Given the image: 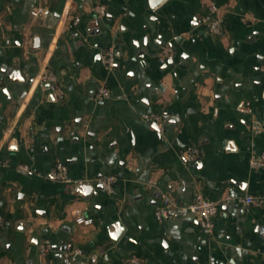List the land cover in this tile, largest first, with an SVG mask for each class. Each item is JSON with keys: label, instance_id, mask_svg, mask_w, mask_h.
<instances>
[{"label": "crops", "instance_id": "0c3cea01", "mask_svg": "<svg viewBox=\"0 0 264 264\" xmlns=\"http://www.w3.org/2000/svg\"><path fill=\"white\" fill-rule=\"evenodd\" d=\"M212 4L220 37L200 25ZM38 7L46 13L34 18ZM168 44L175 61L163 65ZM111 47L108 71L101 53ZM263 62L264 0H167L155 10L149 0H0V264H64L67 244L85 252L71 264H264V168L250 167L264 153ZM46 68L63 100L39 82ZM102 87L112 98L97 102ZM188 147L199 150L194 164L181 159ZM58 162L94 188L90 197L46 177ZM111 176L114 191L98 190ZM198 193L222 200L211 235L192 213L156 220L164 195L186 206ZM248 195L259 204L237 201ZM76 209L93 224L77 225Z\"/></svg>", "mask_w": 264, "mask_h": 264}, {"label": "built area", "instance_id": "2783aa9c", "mask_svg": "<svg viewBox=\"0 0 264 264\" xmlns=\"http://www.w3.org/2000/svg\"><path fill=\"white\" fill-rule=\"evenodd\" d=\"M97 15L100 18H104L107 15V8L105 5L96 6L94 8ZM46 13V10L42 7L35 8L31 11V16L34 18H39ZM200 25L210 34L220 37L224 34V29L222 25V20L219 17V9L216 4H212L208 12L204 14L200 18ZM101 60L104 66L108 71L113 70L116 63V52L115 48L111 47L107 50H104L101 53ZM158 61L160 64L167 65L170 62L175 61V53L170 44L162 47L158 54ZM262 71L264 72V62L261 66ZM38 80L41 84L46 86V91L55 99V100H63L65 93L60 85V80L56 72H54L50 68H46L43 70L41 75L38 77ZM112 95L109 89L102 87L100 88L96 95L95 101L103 102L105 100L111 99ZM251 103L247 102L246 104H242L240 107V111L244 114L250 113ZM144 120L149 122L150 124L157 125V130L161 133L163 128L160 126V120L158 117L154 115H144ZM200 153L197 148L188 147L187 149L181 152V159L185 164H194L199 160ZM7 166V162L2 164ZM250 167L254 171L261 170L264 168V153L254 156L250 160ZM24 172H30V168L28 166L20 167ZM48 179H53L65 184L72 185H82L83 181H74L68 176V168L62 163L58 162L54 165L51 172L46 176ZM117 179L113 176L97 179L96 183L102 185L103 191L108 194H111L114 191V185L116 184ZM231 197H227L226 200H230ZM237 201L242 203L244 206L250 205H258L260 199L254 196L248 195L244 197H238ZM222 200H209L205 198L201 193L196 194L194 200L186 205L179 206V204L168 195H164L162 197V201L159 205L156 206L154 215L156 220L159 223H163L165 221L171 220L174 218L175 214H184V213H192L196 215L200 222V228L203 233L207 235H211L214 232V222L213 219L220 207ZM74 215L76 217V224L80 226H91L93 224V219L87 217L84 214L82 209H76L74 211ZM41 252L43 254H47L52 251L53 244L50 241H45L41 245ZM85 252L80 249L74 247L72 244H67L64 246L62 251V258L64 264H71L73 258L84 257ZM98 262V257L95 256L91 258V263L96 264ZM125 264H145V262L137 257H132L127 260Z\"/></svg>", "mask_w": 264, "mask_h": 264}, {"label": "water", "instance_id": "95a60500", "mask_svg": "<svg viewBox=\"0 0 264 264\" xmlns=\"http://www.w3.org/2000/svg\"><path fill=\"white\" fill-rule=\"evenodd\" d=\"M165 1H167V0H149L150 8H151L152 10H155V9H157L159 6H161ZM169 64L172 65L173 62H170ZM114 68H116V67L114 66ZM117 69H118V66H117ZM98 179H103V177L98 178ZM79 188H80V190L78 191V193L82 194V195L85 196V197H88L89 194H92V192H93V190H94V188H93L92 186L88 185V184L75 185V189H76V190L79 189ZM89 189H90V191H86V190H89ZM97 189H98V190H103L102 185L98 184V185H97ZM83 190H84V191H83ZM88 193H89V194H88ZM89 197H90V195H89ZM120 228L122 229V231H120L119 234L116 235V238H115V239H113V236H114V235L111 236V238H112L114 241H118V240H120V238L123 236L124 228H122V226H120Z\"/></svg>", "mask_w": 264, "mask_h": 264}, {"label": "snow or ice", "instance_id": "6c2138e0", "mask_svg": "<svg viewBox=\"0 0 264 264\" xmlns=\"http://www.w3.org/2000/svg\"><path fill=\"white\" fill-rule=\"evenodd\" d=\"M193 23H196V21L195 20H193ZM97 59H99V57H97ZM131 75V74H130ZM15 77L16 78H20V74L19 73H16L15 74ZM153 127H156L155 125H153ZM86 191H90V189L89 190H86ZM116 229H117V232H116V235H118L119 234V232L120 231H122V229L120 228V226L119 225H116ZM116 235H114L113 236V239H115L116 238Z\"/></svg>", "mask_w": 264, "mask_h": 264}]
</instances>
